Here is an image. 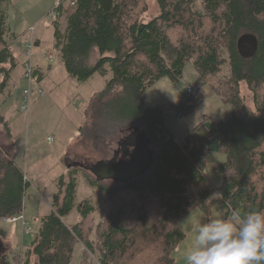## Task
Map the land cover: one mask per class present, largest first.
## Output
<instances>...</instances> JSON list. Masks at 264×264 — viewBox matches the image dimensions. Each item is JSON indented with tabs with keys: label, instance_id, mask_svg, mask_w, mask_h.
<instances>
[{
	"label": "trees",
	"instance_id": "obj_1",
	"mask_svg": "<svg viewBox=\"0 0 264 264\" xmlns=\"http://www.w3.org/2000/svg\"><path fill=\"white\" fill-rule=\"evenodd\" d=\"M8 1L0 0V92L17 66L5 37ZM72 1L55 5L52 19L53 48L67 76L77 82L95 73L105 77L103 88L91 97L97 122L146 123L157 149L156 160L146 175L102 188L114 202L96 222L94 235H90L93 223L88 221L94 208L88 204L80 219L65 223L75 207L76 175L67 183L60 175L52 209L40 216L23 264H29L30 255L37 264H75L73 254L79 243L81 258L92 254L98 264H149L150 251L138 246L136 236L157 234V223L164 229V246L152 264H173L172 251L185 235L178 222L194 208L209 216L212 206L218 205L225 218L237 210L264 212V0H200L198 7L196 0H156L159 13L148 21L141 20L147 0ZM175 31L180 33L173 39L170 34ZM245 32L258 38L257 50L248 58L240 56L236 47ZM223 51L232 87L224 103L230 111L219 119L202 120L177 142L164 123L162 107L149 106L143 94L162 77L177 83L190 64L197 75L196 88L176 106V115L190 113L202 99L197 87H203V79L217 74L226 62ZM34 76L39 85L36 65ZM241 81L252 92L254 108L239 96ZM208 152L224 156L211 164L223 176L218 188L210 186L203 173ZM90 183L96 186L98 181ZM29 184L24 170L0 145V236L7 231L3 223L8 217L23 215ZM153 203L159 211L154 221L146 208ZM130 214L136 217L134 225L128 224ZM1 261L12 263L6 256Z\"/></svg>",
	"mask_w": 264,
	"mask_h": 264
},
{
	"label": "rangeland",
	"instance_id": "obj_2",
	"mask_svg": "<svg viewBox=\"0 0 264 264\" xmlns=\"http://www.w3.org/2000/svg\"><path fill=\"white\" fill-rule=\"evenodd\" d=\"M4 5L7 7V11H4L5 37L10 45L17 46L14 51L19 59L16 57V60H20V63L18 62L19 67H22V69L18 67V70L23 74L24 42L31 36L34 41L40 42L33 45L31 61L34 64L36 62L40 63L43 71L47 74L42 80L44 96L38 98L36 97V91H33L30 96L28 111L21 110L22 100L18 108L21 122L17 124H23V128L17 138L15 161L23 170L25 168L27 171V173L25 172V178L30 180L24 199L25 224L22 220H16L15 217L12 219L13 222L9 224L5 221L6 223H3V226L8 231L4 236H0V252H2L0 253V264H2V257L5 256L10 261L12 259L11 264H23L26 259L24 251L38 227V219L35 216L36 209L40 208L41 213H48L52 209L51 200L54 193L57 192L60 175L63 176L65 183L69 182L72 174L76 175L75 207L65 216V223L73 224L80 219L81 210H83L85 204H88L94 208L92 215L89 214L88 217L90 224L93 223V230H91L90 235H94L96 222L103 218V213L110 210L114 202L113 199L107 197L102 188L118 185L119 183L111 179L96 180L88 167L98 160L112 157L113 150L117 148V142L126 130L131 129L132 126H137L144 131H148V127L141 120L117 122V120L112 119L109 122H97L96 119L98 118L97 114L96 117L94 116L91 95L93 91L97 92L103 88L106 78L95 73L86 81L77 82L67 76L65 68L53 48V18L51 12L54 10L55 0H9ZM147 6L148 9L141 16L143 21H148L159 13L156 0H147ZM195 6H200V0H196ZM65 17L63 15L60 18L59 25L61 29L65 26ZM32 25L36 30L33 34H30L28 28ZM207 25L204 28L205 31L208 28ZM10 27L14 32L19 33L18 36L16 35L19 37L18 40L10 34ZM179 33L175 31L171 32L170 35L175 39ZM50 53L52 57L49 56ZM222 54L226 62L217 74L206 76L203 79V83H200L203 87H197L196 91H199V95L202 92V99L190 113L176 115V106L186 96L184 94L185 86L190 84L193 91L196 88L194 79L197 75L190 64L185 66L182 78L177 83L171 82L167 77H162L143 94V99L149 106L159 105L162 107L165 114L164 123L168 130L174 133L177 142H180L194 127L197 128L202 120L219 119L230 111L229 105L224 103L225 97L231 92L232 88L228 84L230 69L227 54L225 51ZM23 82L22 86L17 84L16 87H13V96L17 97L18 93H21L25 86V81ZM237 90L243 103L250 108H254L252 92L244 81L240 82ZM83 117L84 121L82 123ZM77 124H84L83 127L81 126V130L79 129L78 135ZM47 135H52L53 141H48ZM71 135L73 136L69 140ZM3 138L1 137V139ZM67 141H71V143L67 144ZM152 145L156 151L154 143ZM66 150H68V153ZM66 153L67 155H65ZM206 157L208 165L203 173L210 182L208 184L218 188L223 176L213 171L211 164L214 161L223 160L224 156L220 153L208 152ZM35 167L36 170L31 169ZM90 181H98V184L96 186L91 185ZM46 200L50 203V210L49 203L46 204ZM146 208L148 215H151L152 221H154L156 215L159 214V211L156 210L157 205L154 203L153 206L149 204ZM213 218H225L223 210L218 205L212 206L209 216H206L197 207L180 219L178 226L185 235L172 251L173 264H187L185 257L195 235L193 225ZM135 219V215L130 214L128 224L134 225ZM27 226L30 227L29 231H26ZM156 230L157 234L148 232L145 236L141 234L136 236L138 246H141L143 251H150V254L147 255L150 257L149 264H152L153 260L160 256L164 246L162 239L164 229L157 223ZM82 249L83 245L81 243L76 245L73 254L76 257L75 264H98L97 261L95 263L92 254H90L91 258L89 259L94 263L90 262L88 258L82 259ZM29 264H37L35 257L32 255L29 256Z\"/></svg>",
	"mask_w": 264,
	"mask_h": 264
},
{
	"label": "clouds",
	"instance_id": "obj_3",
	"mask_svg": "<svg viewBox=\"0 0 264 264\" xmlns=\"http://www.w3.org/2000/svg\"><path fill=\"white\" fill-rule=\"evenodd\" d=\"M187 264H264V212L234 211L193 225Z\"/></svg>",
	"mask_w": 264,
	"mask_h": 264
},
{
	"label": "water",
	"instance_id": "obj_4",
	"mask_svg": "<svg viewBox=\"0 0 264 264\" xmlns=\"http://www.w3.org/2000/svg\"><path fill=\"white\" fill-rule=\"evenodd\" d=\"M236 47L240 56L252 57L258 47V38L254 33L245 32L238 37ZM130 131L123 144V147L132 148V151L127 153L128 159L119 158L116 149L111 158L91 164L88 169L96 180L111 179L124 184L136 177L146 175L152 169L156 160L155 149L151 146L152 138L147 131L140 130L137 126H132Z\"/></svg>",
	"mask_w": 264,
	"mask_h": 264
},
{
	"label": "crops",
	"instance_id": "obj_5",
	"mask_svg": "<svg viewBox=\"0 0 264 264\" xmlns=\"http://www.w3.org/2000/svg\"><path fill=\"white\" fill-rule=\"evenodd\" d=\"M10 34L16 36L19 33L14 32L13 29L11 28ZM39 43L40 42H38L37 44H39ZM15 48H17L16 45H11V49H13L14 56L19 59V56L14 51ZM51 57H52V54H51ZM59 61L61 62V60H59ZM18 62L20 63V60L17 61V66L13 69V71L11 73V76H10V78L8 80L7 86L0 92V97H1V101H0V145L5 150V152H7L10 156H12L14 158H16V155H17V153H16L17 138H18V135H19L20 131H22V128H23V124H17L18 122H21L20 110L18 109L19 108V103L21 102V93L19 92L17 97L13 96V93H12L13 87H16L17 84H19L21 86L24 84V82H23L24 80H23V76H22L23 74H21L20 70H18V67L20 66V64ZM35 65L38 68V72H39V76H40L39 86H41V89L43 88L42 89V91H43L44 90V85L42 84V80H43V78L45 76H47V74H46V72L43 71L42 66H41L40 63L36 62ZM19 69H22V67H19ZM40 72H42L41 75H40ZM93 92H92V95L95 93V92L94 93ZM42 96H44V94L38 95V93L36 92V97L39 98V97H42ZM7 102H8V105L6 106ZM15 106H16V108H15ZM29 108H30V106H29ZM26 113H28V112H26ZM83 121H84V117L82 118V123H83ZM9 122L10 123L12 122V124H10ZM83 125L84 124H77V126H76L77 135L79 134V129L81 130ZM72 136L73 135L70 136L69 140L72 138ZM1 137L2 138L4 137V138L1 139ZM78 137H80V136H78ZM48 138H50V140H48ZM47 140L48 141H53L52 135L51 136L47 135ZM71 141L70 142L67 141V144H70ZM66 151L68 153V150H66ZM67 153L65 155H67ZM28 168L29 167L27 165V169ZM31 169L36 170L37 168L35 167V168H31ZM24 172L27 173L25 168H24ZM45 202H46V204L49 203L48 200H46ZM48 206H49V210H50L51 209L50 208L51 207L50 203L48 204ZM36 210H37V212H36L35 216H36V219H38V221H39L40 216L44 215L46 213H43V212L41 213L40 212V208H37ZM22 213L24 215V208H23ZM4 223H6V222L4 221Z\"/></svg>",
	"mask_w": 264,
	"mask_h": 264
},
{
	"label": "built area",
	"instance_id": "obj_6",
	"mask_svg": "<svg viewBox=\"0 0 264 264\" xmlns=\"http://www.w3.org/2000/svg\"><path fill=\"white\" fill-rule=\"evenodd\" d=\"M62 2H67L69 4H73L72 0H55V5L58 6L60 5ZM52 14V18H54V16L56 15V12L53 10L51 12ZM50 14V15H51ZM49 15V16H50ZM35 27L32 25L28 28V33L33 34L35 32ZM18 36V35H17ZM16 36V40L19 39V37ZM34 45V40L31 38L27 39L24 42V54H25V60L23 62V79L25 81V86L22 89L21 92V100L23 101V104L20 105L21 110L23 111H27L28 110V106H29V102H30V96L32 94L33 91H36L38 93V95H42L43 91L41 89V87L38 85L36 78L34 76V63H32L31 61V56H32V48ZM51 57V55H49ZM192 92V86L190 84H187L185 86V93L186 96L189 95ZM48 140H50V138H48ZM14 217H8L6 219V222L11 223L13 222L12 219ZM17 218V219H16ZM16 220H22L23 224H25V220L23 215L17 216L15 217ZM27 230H30V227H27Z\"/></svg>",
	"mask_w": 264,
	"mask_h": 264
},
{
	"label": "flooded vegetation",
	"instance_id": "obj_7",
	"mask_svg": "<svg viewBox=\"0 0 264 264\" xmlns=\"http://www.w3.org/2000/svg\"><path fill=\"white\" fill-rule=\"evenodd\" d=\"M130 130V129H129ZM129 130H126V132L122 135V137L119 139V141L117 142V150H118V155H119V157H121V158H124V159H128V154L127 153H129V152H131L132 151V148L131 147H129V148H127V147H123V144H124V140L126 139V136L131 132V131H129ZM152 147H153V145H151ZM116 149H114L113 150V155H114V151L116 150ZM112 155V156H113ZM111 158V157H110ZM109 159V158H108Z\"/></svg>",
	"mask_w": 264,
	"mask_h": 264
}]
</instances>
